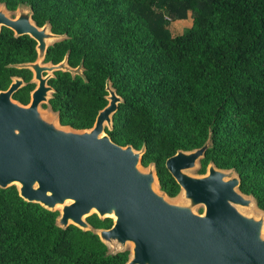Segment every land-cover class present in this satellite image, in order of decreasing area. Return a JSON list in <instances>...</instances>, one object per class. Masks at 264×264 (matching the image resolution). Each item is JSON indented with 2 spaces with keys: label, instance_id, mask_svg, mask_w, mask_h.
Masks as SVG:
<instances>
[{
  "label": "trees",
  "instance_id": "trees-1",
  "mask_svg": "<svg viewBox=\"0 0 264 264\" xmlns=\"http://www.w3.org/2000/svg\"><path fill=\"white\" fill-rule=\"evenodd\" d=\"M7 11L29 8L38 27L63 39L50 45L44 63L65 58L82 75L54 72V93L43 107L59 124L92 128L106 105L105 90L121 98L105 129L118 146L144 148L141 165L153 164L169 198L180 188L165 168L178 151L209 147L197 173L209 164L233 170L238 190L264 211V0H0ZM166 12V17L163 14ZM191 26L173 36L169 22ZM168 18H170L168 20ZM168 20V21H167ZM37 58L36 42L0 30V91L13 78L24 86L12 99L27 105L32 73L16 66ZM59 213L0 188V264H126L129 250L111 253L94 233L112 219L95 214L92 231L56 225Z\"/></svg>",
  "mask_w": 264,
  "mask_h": 264
},
{
  "label": "water",
  "instance_id": "water-1",
  "mask_svg": "<svg viewBox=\"0 0 264 264\" xmlns=\"http://www.w3.org/2000/svg\"><path fill=\"white\" fill-rule=\"evenodd\" d=\"M23 9L11 17L0 4V30L7 28L14 37L29 36L37 52L34 62L16 66L32 73L35 87L29 103L12 99L24 86L20 78L0 91V188L14 186L24 201L48 211L60 206L56 225L62 229L72 225L92 231L86 219L93 214L112 219L109 229L94 233L107 247L111 242L122 247L116 252L127 250L123 246L130 243L126 264H264L263 220L238 211L237 206L250 207L254 200L238 190L234 171L211 163L203 175L185 172L199 164L209 142L193 151H178L165 161L189 203L180 205L155 190L153 185L159 183L153 164L147 171L140 167L144 148L118 146L105 133L112 129V117L122 102L109 82L108 103L90 129H67L59 121L56 126L41 115L40 105L48 104L54 93L48 85L54 72L74 76L73 68L66 58L58 64L43 62L49 41L63 36L51 33L47 25L36 26L31 10ZM197 205L204 207L203 214L193 212Z\"/></svg>",
  "mask_w": 264,
  "mask_h": 264
},
{
  "label": "rangeland",
  "instance_id": "rangeland-1",
  "mask_svg": "<svg viewBox=\"0 0 264 264\" xmlns=\"http://www.w3.org/2000/svg\"><path fill=\"white\" fill-rule=\"evenodd\" d=\"M25 9V8H24ZM23 9V10H24ZM21 11V10H16L14 12H9L10 13V16L11 17H16L17 16V13ZM166 17V12L163 13ZM170 18H168L169 20ZM167 20V21H168ZM191 15L190 13L188 14V17L185 19V20H179V21H174V22H169V28H170V31H171V34L173 36L175 35H179V34H183L185 33L186 31H188V29L190 28L191 26ZM62 38H57L56 40H51L49 41V45H52L55 41H58ZM82 68L80 67V69H72L71 70V73L73 75L75 74H80L82 75ZM44 104H41L40 107H39V111L41 113V115H43L44 117H46L47 119H50V118H53V119H56L57 123H58V118H57V115L54 114L53 112H51L48 108H45L43 107ZM63 127H66L67 129L69 127L67 126H63ZM140 167L144 170L147 171V167H142L140 165ZM199 168V164H197L194 168H191L189 170H186V174L189 175V176H193V177H197V176H200L198 173H197V170ZM155 190L157 192H160V189H159V185L157 184V186L155 187ZM250 197V196H248ZM169 201L171 203H174V204H180V205H189L188 201L183 197V193L182 191H180V193L174 197V198H169ZM237 209L238 211L245 215V216H248V217H253L254 219H262L263 220V226H262V237L264 238V211L258 209L253 201L252 203V206L250 207H241V206H237ZM56 210L58 211V213L60 214V210H61V207L60 206H57L56 207ZM192 210L194 213H197V214H203L204 213V207L201 206V205H197V206H194L192 207ZM108 248H109V251L112 253V252H116V251H119L122 247L118 246L116 243H109L108 245ZM123 249H127L129 250V252L131 253V249H132V245L130 243H126L125 246H123Z\"/></svg>",
  "mask_w": 264,
  "mask_h": 264
},
{
  "label": "bare ground",
  "instance_id": "bare-ground-1",
  "mask_svg": "<svg viewBox=\"0 0 264 264\" xmlns=\"http://www.w3.org/2000/svg\"><path fill=\"white\" fill-rule=\"evenodd\" d=\"M49 120H51V121H52V122H53V123H54L56 126H58V125H57V122H56V120H55V119H53V118H50ZM153 186H155V187H156L157 185H153Z\"/></svg>",
  "mask_w": 264,
  "mask_h": 264
},
{
  "label": "flooded vegetation",
  "instance_id": "flooded-vegetation-1",
  "mask_svg": "<svg viewBox=\"0 0 264 264\" xmlns=\"http://www.w3.org/2000/svg\"><path fill=\"white\" fill-rule=\"evenodd\" d=\"M44 62V61H43ZM73 69H76V68H73ZM45 76V74H43ZM32 78V77H31Z\"/></svg>",
  "mask_w": 264,
  "mask_h": 264
}]
</instances>
